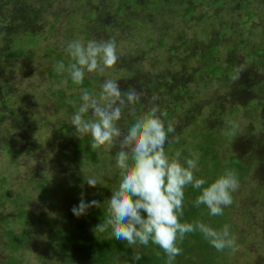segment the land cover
<instances>
[{
    "label": "rangeland",
    "instance_id": "obj_1",
    "mask_svg": "<svg viewBox=\"0 0 264 264\" xmlns=\"http://www.w3.org/2000/svg\"><path fill=\"white\" fill-rule=\"evenodd\" d=\"M109 37L121 59L103 77L89 73L76 85L55 70L71 62L67 42ZM104 77L120 79L124 92H143L136 115L158 97L179 138L166 150L197 151V176L208 159L201 145L211 141L220 164L229 156L243 164L225 208L238 251L228 249L225 262L264 264V0H0V264L14 254L17 264H54L47 231L64 225L70 205L95 199L107 212L121 179L118 145L92 149L91 136L75 135L69 103L78 105L85 89L98 95ZM133 119L125 109L119 126L126 130ZM229 120L239 129L222 135ZM93 175L96 187L86 183ZM20 209L30 225L17 218ZM24 228L29 238L20 252L3 246L8 229Z\"/></svg>",
    "mask_w": 264,
    "mask_h": 264
},
{
    "label": "clouds",
    "instance_id": "obj_2",
    "mask_svg": "<svg viewBox=\"0 0 264 264\" xmlns=\"http://www.w3.org/2000/svg\"><path fill=\"white\" fill-rule=\"evenodd\" d=\"M71 62L55 64L59 74L67 73L74 84L81 85L86 74L97 73L103 77L106 69L115 67L121 59L115 37L84 41L76 38L64 47ZM243 67L237 69L239 78ZM120 79L104 77L98 95L82 90L80 103L69 101L76 111L71 125L79 138L91 136L92 149L105 147L111 150L118 145L115 166L120 170L118 186L107 198V218L93 228L95 234L110 228L111 236L136 250L133 261H139L138 249L149 242L157 245L166 255L165 264H175L182 254L180 243L188 234L199 232L217 251H238L237 238L231 226L214 227L202 220L186 221L184 217L185 189L191 186L200 190L194 206L208 210L210 217L223 216L224 209L233 203V193L239 187V176L234 168L225 167L221 174L209 181L197 176L199 153L189 149V155L180 150L170 153L166 145L178 143L176 125L167 120V112L156 103L153 96L142 114L136 115L133 105L139 103L143 92L135 86L124 92ZM125 109L134 117L126 130L119 126L125 117ZM222 135H234L239 124L226 121ZM90 187L100 184L95 175L87 178ZM98 200L83 198L71 209L73 215H86L90 208H101Z\"/></svg>",
    "mask_w": 264,
    "mask_h": 264
},
{
    "label": "trees",
    "instance_id": "obj_3",
    "mask_svg": "<svg viewBox=\"0 0 264 264\" xmlns=\"http://www.w3.org/2000/svg\"><path fill=\"white\" fill-rule=\"evenodd\" d=\"M16 53L17 51L13 49L8 51V55L11 57H15ZM212 144L213 141L210 144L201 145V159L208 156V159L203 163L201 176L209 181L214 180L225 167L234 168L238 176L245 171L243 164L234 156H229L223 164H220L217 155L212 151ZM4 149L10 152L7 146H4ZM84 151L90 155L92 161H96L91 149L86 148ZM45 191V187L40 188V193L43 194ZM199 192L200 190L191 186L185 189L184 217L182 219L186 221L199 219L205 223H211L217 228L222 227L224 224L230 225L225 209L223 216L210 217L205 207L197 208L194 206V201ZM72 207L73 205H70V208L64 211L63 218L65 222L63 226L59 228L51 226V229L47 231V241L55 245L58 256L54 264H118L119 261H123L125 264H165L167 258L163 250L151 242L146 247L138 249L141 259L133 261L132 257L136 250L128 246L126 242L114 239L110 234V228L103 233L98 232L95 234L93 231L94 226L107 218V212L103 209L93 207L88 210L86 215L78 218L73 215ZM22 210L16 211L17 218L23 220L24 224L30 225L32 220L24 215V210ZM60 211V217L62 218V209ZM6 236L3 246L15 253L20 252L19 250L22 249L29 238L26 228L19 233H13L11 229H8ZM180 247L183 251L176 258L175 264H226L225 253L228 249L222 252L217 251L199 232L188 234L180 243ZM17 261H19V258L14 254L8 257L7 264H17L19 263Z\"/></svg>",
    "mask_w": 264,
    "mask_h": 264
}]
</instances>
